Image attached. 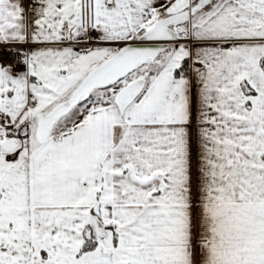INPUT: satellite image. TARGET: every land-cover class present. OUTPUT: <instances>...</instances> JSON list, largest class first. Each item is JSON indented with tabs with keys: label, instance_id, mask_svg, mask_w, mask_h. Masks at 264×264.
<instances>
[{
	"label": "snow or ice",
	"instance_id": "snow-or-ice-1",
	"mask_svg": "<svg viewBox=\"0 0 264 264\" xmlns=\"http://www.w3.org/2000/svg\"><path fill=\"white\" fill-rule=\"evenodd\" d=\"M0 264H264V0H0Z\"/></svg>",
	"mask_w": 264,
	"mask_h": 264
}]
</instances>
